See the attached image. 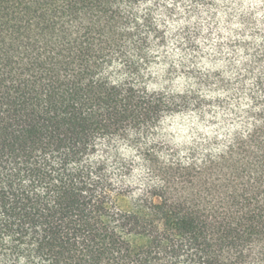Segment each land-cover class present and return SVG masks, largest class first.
<instances>
[{"label": "trees", "instance_id": "1", "mask_svg": "<svg viewBox=\"0 0 264 264\" xmlns=\"http://www.w3.org/2000/svg\"><path fill=\"white\" fill-rule=\"evenodd\" d=\"M0 264H264V0H0Z\"/></svg>", "mask_w": 264, "mask_h": 264}]
</instances>
